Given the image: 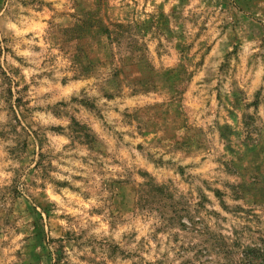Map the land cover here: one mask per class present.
<instances>
[{
	"label": "rangeland",
	"instance_id": "1",
	"mask_svg": "<svg viewBox=\"0 0 264 264\" xmlns=\"http://www.w3.org/2000/svg\"><path fill=\"white\" fill-rule=\"evenodd\" d=\"M0 264H264V0H0Z\"/></svg>",
	"mask_w": 264,
	"mask_h": 264
},
{
	"label": "trees",
	"instance_id": "2",
	"mask_svg": "<svg viewBox=\"0 0 264 264\" xmlns=\"http://www.w3.org/2000/svg\"><path fill=\"white\" fill-rule=\"evenodd\" d=\"M90 15H91V13L85 14V19L81 22V26L83 27V37H84V35L95 36L94 32L91 33V27L89 26V24H87L86 22L84 24V21L88 20ZM109 34L110 33L108 31L107 26H104L103 24L98 22V36H105L107 38ZM242 260L244 261V263H246L247 258H243Z\"/></svg>",
	"mask_w": 264,
	"mask_h": 264
}]
</instances>
